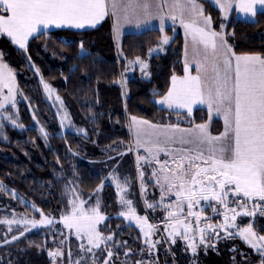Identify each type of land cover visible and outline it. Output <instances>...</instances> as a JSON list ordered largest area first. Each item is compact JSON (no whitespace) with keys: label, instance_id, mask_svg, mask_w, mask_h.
<instances>
[{"label":"trees","instance_id":"16d2710c","mask_svg":"<svg viewBox=\"0 0 264 264\" xmlns=\"http://www.w3.org/2000/svg\"><path fill=\"white\" fill-rule=\"evenodd\" d=\"M200 1L213 27L220 31L225 24L222 12L210 1ZM164 35L173 37L166 50L148 56V51ZM225 35L234 53L264 55V12H259L253 21L232 17ZM0 41L15 76L19 99L21 127L4 123L0 129V182L11 192V208L15 212L39 218L41 215L59 217L69 210L70 171L75 172L83 195L97 190L104 177L86 160L105 158L109 154L108 146L128 143L130 116L158 124L182 125L205 122L209 118L203 108L189 114L157 104V99L168 92L172 77L184 72V36L172 26L163 31L154 28L123 37L124 58L146 59L150 71L148 79L138 74L128 78L127 93L122 84L125 62L119 57L110 19L86 31L58 29L40 33L28 42L26 49L17 47L4 35ZM42 78L52 83L83 117L88 136L62 130ZM37 122L45 127L46 136ZM222 128L220 120L213 121L214 133H220ZM102 201L107 218L100 230L112 235V241L100 251L111 249L118 262L133 264L147 248L146 238L137 225L119 215L117 191L109 183L104 186ZM251 221L264 233L263 215H253ZM10 248L18 255L13 264H52L50 253L58 249V244L53 241L52 231L42 229L28 234ZM259 260L264 263V259Z\"/></svg>","mask_w":264,"mask_h":264},{"label":"snow or ice","instance_id":"6c2138e0","mask_svg":"<svg viewBox=\"0 0 264 264\" xmlns=\"http://www.w3.org/2000/svg\"><path fill=\"white\" fill-rule=\"evenodd\" d=\"M120 2L121 0H112L113 9H116ZM215 2L221 10L230 9L233 5V0H215ZM132 6L130 2L124 7L127 10ZM174 6L180 9V23L186 34L192 36L193 43L203 45L206 51L211 50L214 57L212 65L214 76L212 83L208 84L200 75L191 76L186 63L185 75L173 76L172 87L157 103L167 105L170 109H187L189 114L194 105H207L210 113L215 108L217 114L223 115L225 131L219 136H213L207 124L197 125L195 143L198 146L207 145V155L200 147L195 150L182 149L190 154L173 157L172 163L175 164V169L168 167V162L165 161L161 167L171 172L173 177L168 187L176 189L175 196L180 212H183V202L187 201L189 216L197 215L191 210L194 203H199L202 199L205 201L214 199L228 208L225 199L230 192L245 198L242 202L237 201L238 204L253 199L264 202V57L238 56L232 52L223 34L211 30V17L204 16L203 9L197 0H174ZM143 7L147 9L148 5L144 4ZM236 8L245 16L255 17L258 10L264 11V0H236ZM186 9L192 17L203 18L204 26L201 27L197 19L186 22L183 18ZM107 14L106 0H0V34L7 35L13 44L26 49L29 38L38 33L42 27L48 28L50 25H55L56 27L83 28L85 24L95 26ZM171 19L175 21L177 17L173 15ZM223 27L222 24L221 28ZM160 30L163 31V21H161ZM162 43H169L166 35ZM221 50H223L222 61L218 58ZM233 61L235 62L234 74ZM136 63L141 65L142 70L148 67L139 57ZM6 67L0 63V88L8 87L11 95L13 89L6 83V79L11 77L6 78L2 71ZM199 68L198 65V72ZM45 88H48V85H45ZM7 99L8 97L5 98ZM2 107L3 104H0V108ZM132 121L134 124H148L147 121H137L136 117H132ZM152 127L156 126L152 125ZM180 131L192 132L193 130ZM181 143H193V141L181 140ZM158 150L164 151L160 148ZM148 151L151 152V149ZM165 180H168L167 176ZM147 206L154 207L151 204ZM255 207H261V205L256 204ZM92 211L95 214L94 217H87L83 216L81 209L83 219L89 221L87 227H84L77 219L75 208L72 215L64 217V220L67 227L76 229L77 235L84 231L88 236L89 244L95 243V246L99 247L101 234L96 230L95 225L104 217L97 209ZM130 211L133 215L135 214L134 209ZM229 211L234 214L231 217L232 220L241 214L236 208H231ZM244 214L252 215L248 212ZM121 215L124 214L121 213ZM174 216L176 213L168 212V217ZM137 219H144L145 223L147 222L146 217H137ZM197 220H199L198 215ZM227 220L228 216L225 215V221ZM176 224L181 225L185 233L190 230V225L181 220L177 219ZM176 224L172 226L174 230ZM152 227L148 225L150 230ZM203 231L201 229V232ZM239 234L253 248L260 250L258 244L253 241H264V236L257 237L251 225ZM201 241L203 242V236ZM193 251L195 252V246ZM111 255L112 253L109 252L108 256L111 257Z\"/></svg>","mask_w":264,"mask_h":264},{"label":"rangeland","instance_id":"374dc122","mask_svg":"<svg viewBox=\"0 0 264 264\" xmlns=\"http://www.w3.org/2000/svg\"><path fill=\"white\" fill-rule=\"evenodd\" d=\"M224 20L227 22L228 19L224 17ZM226 26L227 24L218 33H222L224 36ZM117 37L119 57L124 59L125 62L122 84L125 93H127L125 85L127 79L133 76L132 72H136V74L144 78H149L150 71L149 67L142 70L141 65L136 63L137 58H124L121 50L122 40ZM163 37L157 46L148 51L149 56L164 52L169 43L163 44ZM167 37L170 42L171 38ZM232 52L234 51L232 50ZM140 60L148 65V61L142 58ZM0 63L7 66L2 71L5 73L6 78L11 77V79H6V83L13 89L10 95L8 87L0 88V104H3V107L0 108V129L4 123L20 128L18 88L10 63L2 51L1 41ZM41 81L48 100L55 107L62 130L64 132L73 130L88 136L89 133L84 119L78 111L57 92L52 83L44 78ZM45 85H48V88H45ZM6 97H8L7 100H5ZM31 111L33 112V109ZM132 117H136L137 121H148L143 117L130 116L128 128L131 140L126 144L119 142L108 146L106 150L109 154L105 158L86 160L95 171L101 173L104 177V181L97 190L83 195L79 184L76 182L75 172L70 171V174L68 173L70 207L69 210L59 217L41 215L37 218L27 213L15 212L11 208V192L0 182V264L4 261L7 264H13V259H16L18 255L13 254L10 248L11 245L25 238L28 234L42 229L52 231L53 241L58 244V249L51 255L52 264H105V262L107 264H123L122 261H117L118 257L113 250L105 248L104 252L100 251L102 247L112 241V235H106L100 230V226L107 218L102 210L103 190L107 183L111 184L117 191L119 215L127 222L137 225L142 230L147 241V248H145L143 255L133 264H264L262 260L250 258L251 252L246 250L245 247L236 245L234 250L232 244L227 243L228 245L226 244L227 246H225L223 242H220L218 247V240L214 235H210V238L206 237V230L208 229H195L191 226V221L190 223L187 221L186 214L180 212V210L174 221H165L161 208L162 198L172 193L174 194V188L170 189L168 187V183L172 179L170 176L171 172L161 167L165 161L168 162L167 155L165 151H159L158 148L152 145V140L154 142L157 140L155 136H150L148 140L150 147L145 151H140L137 142L140 139V131H147L149 127L147 124H134ZM37 124L46 136L47 133L43 124L39 122ZM149 132L153 133L151 129ZM148 149H151V152ZM141 170H144L145 173L141 174ZM165 176L168 177L167 181ZM148 181L154 182V185L151 186ZM128 201L131 203H127ZM148 204L154 207L149 208ZM73 208L76 209L77 219L80 220L84 227H87L89 221L84 220L83 216L94 217L93 209H97L99 214L104 217L103 220L95 225L96 230L101 234L99 247H96L95 243L89 244L88 236L84 231L77 235L75 228L67 227L64 217L72 215ZM81 209L83 210V216L81 215ZM131 209H134V215L130 211ZM121 213L124 215H121ZM137 217H146L147 222L145 223L144 219H137ZM177 219L190 225V230L187 233L184 232V228L181 225L176 224ZM156 221L161 222V225L158 226L155 223ZM174 224H176L175 230L172 227ZM148 225L153 226L151 230ZM230 226L233 228L245 226V229L249 227V225L238 226V215L235 220L230 222ZM201 229L204 231L201 232ZM145 233H148V235H145ZM201 236H203V242L201 241ZM109 237L111 238L109 239ZM71 238H75L76 241L71 242ZM193 246H195V252L193 251ZM231 250L235 254L231 255ZM109 252L112 253L111 257L108 256Z\"/></svg>","mask_w":264,"mask_h":264},{"label":"crops","instance_id":"0c3cea01","mask_svg":"<svg viewBox=\"0 0 264 264\" xmlns=\"http://www.w3.org/2000/svg\"><path fill=\"white\" fill-rule=\"evenodd\" d=\"M208 1H210L212 4H214L222 12V15L225 17V19H228L227 22H225V24H227V26H228V23L232 17H235L237 19L244 20V21H253V20H255V18L257 16L256 15L255 17H249V16H245L242 13L238 12V10L236 8V0H233V5L230 9L225 8L224 10L220 9V7L216 4L215 0H208ZM130 2L133 6L129 7L127 10H125L124 6L129 4ZM197 3L203 9L204 16L209 17L206 14L204 6L201 3V1L197 0ZM106 4H107L108 14L104 17L103 20H101L95 26L85 24V26L83 28H75V27H68V26L56 27L55 25H50L48 28L42 27L38 33H36L35 35H33L32 37L29 38L28 42L33 37H35V36H37L43 32H47V31H51V30H58V29H67V30H73V31H86V30L97 28L103 22L110 19L112 22L114 38H115V41L117 44V40H116L117 36L119 37V38L117 37L119 40H122V38L128 33H138V32H142L145 30L154 29V28L161 29V21H163V30L166 29L167 27L172 26L175 28L176 32H181L184 36V54H183L184 72L182 75H176V76L177 77H183L185 75V64L187 63L189 74L191 76L200 75L202 80L206 81L208 84L212 83V78L214 76V73L212 72V65L214 62V57L212 55V52L210 49L206 51L204 49L203 45H201V44H194L192 36L189 34H186L185 29L183 28V26L180 23V15H181L180 9L174 6V0H121V2L118 4L116 9H113L112 0H106ZM137 4H139L140 6H135ZM144 4L148 5L147 9H145L143 7ZM259 12H264V11L258 10L257 14ZM173 15H175L177 17V19L175 21H173L171 19V17ZM183 18L186 22L190 21L192 19H197L200 23V26L201 27L204 26L203 18L192 17L187 9L184 12ZM137 25H139V26H137ZM227 26L225 27V31L227 29ZM211 30L218 32L213 27L212 20H211ZM4 36H7V35L4 34ZM225 36L226 35L224 32V37ZM169 37L171 38V40H170V42H171L173 37L172 36H169ZM7 38H9V37L7 36ZM225 40H226V37H225ZM28 42H27V44H28ZM227 43H228V41H227ZM17 47H19V46H17ZM160 53H162V52H160ZM156 54H158V53H156ZM236 55H238V56L239 55H259L261 57H264L263 54H236ZM150 56H152V55H150ZM218 58L222 61L223 50L220 51ZM145 61H147V60L145 59ZM198 65L200 66L199 72L197 70ZM222 67H223V65L221 64V68ZM234 67H235V62L233 61V74H234ZM132 75L133 76L136 75V72H132ZM171 87H172V81H171L170 88ZM164 96L158 98L157 101L163 99ZM157 104L162 108L170 109L167 107V105H163V104H159V103H157ZM199 108H203V109H206L208 111L209 118L207 121L195 123L192 125H182V124H177V123H174V124H171V123L158 124V123L150 122L148 120L149 122L148 121L147 122L149 123V125L147 124V126L149 128L147 129V131L141 130L140 131L141 132L140 139L137 140L138 147H139L140 151H145L148 147H150V143H148L150 136L151 137H154V136L157 137V140L155 142H154V140H152V145L156 148L164 149V151L166 152V155H167L168 163H169L168 167H170L172 169H175V167H176L175 164L172 163L173 157H177V156H181V155L186 156V155L190 154L189 152L182 151V149L195 150V149H197V147H200L204 151L205 155H207V145L198 146L195 143V139L197 136L196 126L200 125V124H207L209 132L213 136H219L221 133H223L225 131V124H224L223 115L217 114V112L215 111V108H213L212 112L210 113L207 105H194L192 112H194L196 109H199ZM170 110L188 113L187 109H182V108H171ZM215 120H220L222 122V125H223L222 131L218 134H216L212 131V123ZM152 125H155L156 127H152ZM172 126H174V127H172ZM150 129L153 133L149 132ZM180 130H193V131L188 132V131H180ZM130 137H131V135H130ZM181 140H184V141L192 140L193 143H181ZM224 143H227V142L224 141ZM192 154H194V152ZM197 163H199V161H197ZM142 173H145V171L141 170V174ZM170 176L173 179L172 173ZM148 182L151 186L154 185V182H152V181H148ZM175 192H176V189L174 188V194L172 193L169 196L163 197L162 201L168 197H176ZM211 200L216 201L214 199H211ZM196 206H197V203H194L193 208L191 210L193 213L195 212ZM182 207H183V213L186 214L187 221L190 223V216L188 215L187 201L183 202ZM161 208H162V206H161ZM232 214L233 213L227 214V216H228L227 222L225 221V217H223V218L219 219L218 222L211 229L206 230V232H207L206 237L210 238V235H214V237H216V239L218 240V247H219L220 242H223V244L225 243V246H227L229 243L232 244L234 250L236 249V245H238L241 247H245L246 250L251 252L250 256H249L250 258L264 259V241H259V240L253 241V243L258 244V246L260 248V250L258 251L257 248H253L248 243V241L245 240L244 237L239 234L243 229H245V226H243V225H251L254 232L256 233L257 237L264 236V233H260L255 228V226L252 224V221H251L252 216L251 215H245L244 212H241V214L238 215V226L242 225L243 227L242 228H239V227L233 228L232 226H230V222L232 221L231 217L233 216ZM195 229H198V228H195ZM249 239H251V237H249ZM230 253H231V255L235 254V252H233V250H231Z\"/></svg>","mask_w":264,"mask_h":264},{"label":"built area","instance_id":"2783aa9c","mask_svg":"<svg viewBox=\"0 0 264 264\" xmlns=\"http://www.w3.org/2000/svg\"><path fill=\"white\" fill-rule=\"evenodd\" d=\"M245 198L242 195L236 196L231 192L225 199V203L228 205V208H225L224 204H221L218 201H213L211 199L205 201L200 200L195 207V212L199 216L197 220V215L190 216L191 224L194 228H204L208 229L213 227L219 219L225 217L231 208H236L237 212H248L252 215L261 214L264 216V202H260L258 199L248 200L246 203L238 204L237 201H244ZM256 204H260L261 207H255ZM170 205V207H168ZM162 209L165 217V221L172 222L175 220L177 214L179 213V207L177 204L176 197H168L162 201ZM172 211L176 213L174 217H168V212ZM158 226L161 225V222H155ZM211 225V227H208Z\"/></svg>","mask_w":264,"mask_h":264}]
</instances>
